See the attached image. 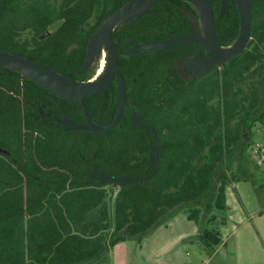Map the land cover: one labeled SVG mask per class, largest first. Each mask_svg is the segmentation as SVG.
<instances>
[{
	"label": "trees",
	"instance_id": "1",
	"mask_svg": "<svg viewBox=\"0 0 264 264\" xmlns=\"http://www.w3.org/2000/svg\"><path fill=\"white\" fill-rule=\"evenodd\" d=\"M126 1L0 0V50L87 80L98 65L94 59L81 68L88 38ZM208 1L216 41L229 45L238 33L236 3ZM251 2L252 32L243 51L196 75L182 69L188 57L207 55L194 42L122 53L200 27L189 2L157 0L138 19L116 26L128 104L105 131L62 126L57 118L85 123L79 101L0 66V148L7 151H0V264H91L106 247L138 240L179 211L199 226L206 247L221 242L213 223L224 222L225 188L248 178L232 173V165L246 164L251 128L264 121V0ZM117 101L115 81L84 98L99 125L113 119ZM133 109L156 133L158 168L146 182L112 187L95 169L120 178L153 169L152 134L133 120ZM42 110L46 117L34 114Z\"/></svg>",
	"mask_w": 264,
	"mask_h": 264
},
{
	"label": "water",
	"instance_id": "2",
	"mask_svg": "<svg viewBox=\"0 0 264 264\" xmlns=\"http://www.w3.org/2000/svg\"><path fill=\"white\" fill-rule=\"evenodd\" d=\"M157 0H128L114 11L107 14L95 27L88 38L86 54L81 68H87L95 58L102 54L104 46L106 50V64L104 70L97 76V72L87 80H77L67 77L60 72L30 58L8 51L0 50V66L9 68L20 75L32 80L49 92L70 100L79 101L85 123H76L65 119L62 124L70 129H85L92 131H105L113 127L122 112L125 101V86L122 74L119 70V51L113 41V30L123 23H131L143 15ZM189 2L200 17V27L193 26L190 32L176 34L167 40H154L129 47L123 53H131L139 50H162L180 43L194 42L199 44L207 55L188 57L182 68L190 75H196L215 65L227 62L240 54L246 47L252 32V2L251 0H234L237 6L239 27L236 38L232 43L221 46L216 41L215 21L212 7L208 0H184ZM49 30L42 33L39 38L46 36ZM117 80L118 101L113 119L103 125L91 120L84 103L86 96L97 94L105 90L114 80ZM133 120L145 126L151 131L153 138L152 156L154 165L152 171L142 177L120 178L103 175L95 169L96 176L110 184L112 187L133 185L146 182L155 174L158 168V145L156 133L141 114L133 109ZM107 250L105 248L102 255Z\"/></svg>",
	"mask_w": 264,
	"mask_h": 264
},
{
	"label": "rangeland",
	"instance_id": "3",
	"mask_svg": "<svg viewBox=\"0 0 264 264\" xmlns=\"http://www.w3.org/2000/svg\"><path fill=\"white\" fill-rule=\"evenodd\" d=\"M96 6L92 17L85 28L96 20L98 14ZM27 39L32 41L29 33H25ZM39 40V39H38ZM101 57L95 58L97 69H99ZM95 72V73H96ZM44 118L45 112L34 113ZM46 117V116H45ZM251 139L258 141L264 135V121L255 122L251 128ZM252 142V143H253ZM249 146L246 150V164L237 170V165L233 164L231 172L248 178L238 179L230 184L226 197V210L224 222L217 217L213 226L220 232L221 237L231 233L233 229L238 230V234L245 232V237L241 238L243 245L252 250L256 245L260 251L264 245V173L256 165L250 154ZM199 226L194 220L188 218L185 211H179L171 216L165 223L158 225L150 233L142 236L138 240L119 242L115 247L107 249L103 259L111 258L104 264H232L233 257L226 251L210 256L208 247L196 236ZM234 237L238 236L234 234ZM203 243V244H202ZM215 247V246H214ZM212 247V248H214ZM262 252V251H261ZM109 254V256H107ZM100 260V259H98ZM91 264H101L97 262ZM106 261V260H105Z\"/></svg>",
	"mask_w": 264,
	"mask_h": 264
},
{
	"label": "crops",
	"instance_id": "4",
	"mask_svg": "<svg viewBox=\"0 0 264 264\" xmlns=\"http://www.w3.org/2000/svg\"><path fill=\"white\" fill-rule=\"evenodd\" d=\"M232 184H228L226 186L225 197H227L228 188H230V185H232ZM225 201H227V200L225 199ZM196 233H197L196 236L200 239L201 238V229H198V231H196ZM244 233L245 232L243 231V232L238 234V230L233 229L230 234L225 235L224 237H221L222 240L217 246H215L214 248L208 247L209 255L210 256H216L218 253H220L222 251H226L227 254L232 256L234 259L232 264H264V245L262 246V250H261L262 252L259 249V247H261V246L258 247V245H256L252 250H250L248 246L243 245L244 241L241 238L245 237ZM234 234H236L238 237L235 238ZM126 241H129V240H125L122 242H126ZM113 247H115V245ZM113 247H111V248H113ZM109 250H111V249L109 248ZM107 256H109V254ZM109 260H111V258L105 257L104 259L102 258V259L98 260L97 262L104 264V263H108ZM204 264H209L208 259H207V261H205Z\"/></svg>",
	"mask_w": 264,
	"mask_h": 264
},
{
	"label": "built area",
	"instance_id": "5",
	"mask_svg": "<svg viewBox=\"0 0 264 264\" xmlns=\"http://www.w3.org/2000/svg\"><path fill=\"white\" fill-rule=\"evenodd\" d=\"M250 154L256 165L264 173V135L260 140L255 141L250 148Z\"/></svg>",
	"mask_w": 264,
	"mask_h": 264
},
{
	"label": "flooded vegetation",
	"instance_id": "6",
	"mask_svg": "<svg viewBox=\"0 0 264 264\" xmlns=\"http://www.w3.org/2000/svg\"><path fill=\"white\" fill-rule=\"evenodd\" d=\"M48 32H50V30H49ZM48 34H49V33H48ZM48 34H47V35H48ZM47 35H46V36H47ZM126 49H127V48H126ZM146 50H149V49H146ZM117 51H118V50H117ZM123 51H124V50H123ZM139 51H140V50H139ZM135 52H136V51H135ZM122 53H123V52H122ZM119 56H120V52H119ZM202 56H203V55H202ZM101 63H102V60L100 61V65H99V69H98V70H100V71H97V74H98L99 72H101V68H100ZM182 69H183V68H182ZM119 70H120V69H119ZM183 70H184V69H183ZM184 71H185V70H184ZM120 72H121V71H120ZM185 72H186V71H185ZM121 74H122V73H121ZM186 74H188V73L186 72ZM188 75H190V74H188ZM122 77H123V76H122ZM114 81L117 83V80H116V79H114L112 82H114ZM123 81H124V79H123ZM112 82H111V83H112ZM111 83H110V84H111ZM110 84H109V85H110ZM109 85H108V86H109ZM124 86H125V83H124ZM125 101H126V100H125ZM126 104H128L127 101H126ZM126 104H125L124 106H126ZM124 106H123V107H124ZM122 110H123V109H122ZM66 119H68V118H66ZM64 120H65V119L60 120L59 118H57V121H58L62 126H64V125L62 124V122H63ZM69 120H70V119H69ZM118 120H119V119H118ZM71 121H72V120H71ZM73 122H74V121H73ZM117 122H118V121H117ZM76 123H77V122H76ZM115 125H116V124H115ZM115 125H114V126H115ZM64 127H65V126H64ZM66 128H67V127H66ZM111 128H112V127H111ZM109 129H110V128H109ZM107 130H108V129H107ZM0 151H5V152H7L6 150H4V149H2V148H0Z\"/></svg>",
	"mask_w": 264,
	"mask_h": 264
},
{
	"label": "bare ground",
	"instance_id": "7",
	"mask_svg": "<svg viewBox=\"0 0 264 264\" xmlns=\"http://www.w3.org/2000/svg\"><path fill=\"white\" fill-rule=\"evenodd\" d=\"M101 60H102V63H101V66H100V68H101V72L104 70V67H105V64H106V61H105V58H106V50H105V48H104V46H103V48H102V54H101ZM98 71H100V70H98ZM101 72H99L98 74H97V76L99 75V74H101Z\"/></svg>",
	"mask_w": 264,
	"mask_h": 264
}]
</instances>
